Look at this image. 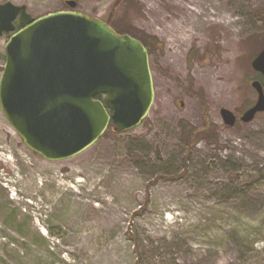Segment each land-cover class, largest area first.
<instances>
[{
  "label": "rangeland",
  "instance_id": "rangeland-1",
  "mask_svg": "<svg viewBox=\"0 0 264 264\" xmlns=\"http://www.w3.org/2000/svg\"><path fill=\"white\" fill-rule=\"evenodd\" d=\"M66 1L0 4L40 18ZM75 1L157 39L154 103L138 127L60 161L28 147L0 106V264H264V113L240 120L256 101L264 0H190L218 14L203 25L174 0ZM11 36H0V79Z\"/></svg>",
  "mask_w": 264,
  "mask_h": 264
},
{
  "label": "water",
  "instance_id": "water-1",
  "mask_svg": "<svg viewBox=\"0 0 264 264\" xmlns=\"http://www.w3.org/2000/svg\"><path fill=\"white\" fill-rule=\"evenodd\" d=\"M67 5L74 9L75 0ZM24 27L16 31L15 21ZM6 64L0 79V106L33 151L60 161L93 146L110 124L116 132L138 127L155 99L148 48L129 34H118L104 21L75 11L34 18L26 5L0 4V36ZM264 77V49L253 59ZM255 103L240 120L264 113V86L251 82ZM104 95V101L97 96ZM226 125L237 116L222 109Z\"/></svg>",
  "mask_w": 264,
  "mask_h": 264
},
{
  "label": "bare ground",
  "instance_id": "bare-ground-1",
  "mask_svg": "<svg viewBox=\"0 0 264 264\" xmlns=\"http://www.w3.org/2000/svg\"><path fill=\"white\" fill-rule=\"evenodd\" d=\"M179 6H181L183 9L186 10V13L187 15L193 19V21H195L197 24H201L203 25V22H204V16L206 18L210 17V16H213L215 18H218L219 17L217 16L218 14H212L210 12H208L204 7H201V6H197L196 8H192L189 6V2L190 0H174ZM217 20V19H216ZM219 21H224V18H222L221 20ZM226 22L228 24H231L233 21L230 20L229 18H227ZM4 126V123L2 121H0V128H2ZM0 145H3V146H0V161L2 160V156H3V153L7 152L8 151V147L6 146L5 143H1ZM2 175L0 174V180L2 179ZM22 178L18 179V181H21Z\"/></svg>",
  "mask_w": 264,
  "mask_h": 264
},
{
  "label": "trees",
  "instance_id": "trees-1",
  "mask_svg": "<svg viewBox=\"0 0 264 264\" xmlns=\"http://www.w3.org/2000/svg\"><path fill=\"white\" fill-rule=\"evenodd\" d=\"M107 23H108L109 25H111L110 20H108ZM116 31H117L119 34L129 33V34L132 35L133 37H135V38H137V39H140V40L146 45V47L148 48L150 55L153 54V50H152V48H151V44H152V43L155 44V42H157V39H156L155 37H152V36H150V35H148V34H146V33H143V32H139L138 34H137V33L134 34L133 32H120V31H118V30H116ZM263 48H264V47H263ZM263 48H262V49H263ZM258 78L262 81V83H263V85H264V78H263V76L259 74V77H258ZM98 99H102V100H103V97H102V96H99ZM206 121H207V120H206ZM181 125H182V128H183V130H184L185 132H186V131H190V127H189L188 123H186V122H181ZM111 129L113 130V125L110 126L109 130H111ZM191 134H192V135H195L194 132H192ZM192 144H194V141H193Z\"/></svg>",
  "mask_w": 264,
  "mask_h": 264
},
{
  "label": "flooded vegetation",
  "instance_id": "flooded-vegetation-1",
  "mask_svg": "<svg viewBox=\"0 0 264 264\" xmlns=\"http://www.w3.org/2000/svg\"><path fill=\"white\" fill-rule=\"evenodd\" d=\"M15 24H16V26H17V29H21V28L24 27L23 25H20V24H19V21H18V20H17V22H16Z\"/></svg>",
  "mask_w": 264,
  "mask_h": 264
}]
</instances>
